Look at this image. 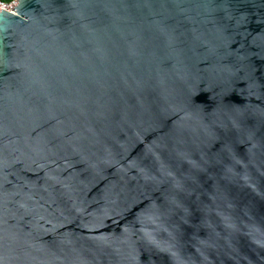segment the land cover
I'll use <instances>...</instances> for the list:
<instances>
[{"label":"water","instance_id":"obj_1","mask_svg":"<svg viewBox=\"0 0 264 264\" xmlns=\"http://www.w3.org/2000/svg\"><path fill=\"white\" fill-rule=\"evenodd\" d=\"M0 9V264H264V0Z\"/></svg>","mask_w":264,"mask_h":264},{"label":"built area","instance_id":"obj_2","mask_svg":"<svg viewBox=\"0 0 264 264\" xmlns=\"http://www.w3.org/2000/svg\"><path fill=\"white\" fill-rule=\"evenodd\" d=\"M17 1L18 0H0V9L10 11V12H14L11 9L8 10L6 7H9V6L16 4Z\"/></svg>","mask_w":264,"mask_h":264}]
</instances>
